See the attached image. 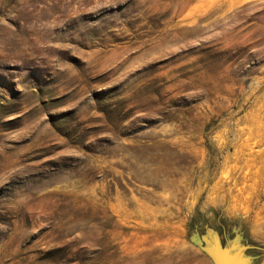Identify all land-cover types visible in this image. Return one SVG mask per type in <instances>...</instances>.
I'll return each mask as SVG.
<instances>
[{
  "label": "rangeland",
  "instance_id": "rangeland-1",
  "mask_svg": "<svg viewBox=\"0 0 264 264\" xmlns=\"http://www.w3.org/2000/svg\"><path fill=\"white\" fill-rule=\"evenodd\" d=\"M264 264V0H0V264Z\"/></svg>",
  "mask_w": 264,
  "mask_h": 264
},
{
  "label": "water",
  "instance_id": "water-1",
  "mask_svg": "<svg viewBox=\"0 0 264 264\" xmlns=\"http://www.w3.org/2000/svg\"><path fill=\"white\" fill-rule=\"evenodd\" d=\"M190 239L213 264H253L254 262L255 256L249 252V249L256 246L244 241L240 230H236L230 237L227 234L222 236L216 229L206 227L203 234L195 231Z\"/></svg>",
  "mask_w": 264,
  "mask_h": 264
},
{
  "label": "flooded vegetation",
  "instance_id": "flooded-vegetation-1",
  "mask_svg": "<svg viewBox=\"0 0 264 264\" xmlns=\"http://www.w3.org/2000/svg\"><path fill=\"white\" fill-rule=\"evenodd\" d=\"M224 240V239H223Z\"/></svg>",
  "mask_w": 264,
  "mask_h": 264
}]
</instances>
